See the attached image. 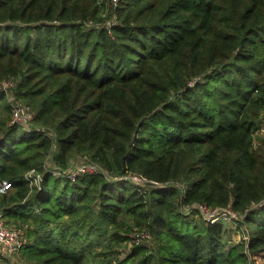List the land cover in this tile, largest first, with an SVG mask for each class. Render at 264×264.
Listing matches in <instances>:
<instances>
[{
	"label": "trees",
	"instance_id": "16d2710c",
	"mask_svg": "<svg viewBox=\"0 0 264 264\" xmlns=\"http://www.w3.org/2000/svg\"><path fill=\"white\" fill-rule=\"evenodd\" d=\"M4 80L0 209L31 224L30 262L251 264L264 251V0H0ZM23 101L33 126L12 120ZM52 153L100 169L54 174L40 166ZM191 203L232 207L248 239L226 247L223 220ZM122 217L155 250L135 242L120 259Z\"/></svg>",
	"mask_w": 264,
	"mask_h": 264
},
{
	"label": "rangeland",
	"instance_id": "374dc122",
	"mask_svg": "<svg viewBox=\"0 0 264 264\" xmlns=\"http://www.w3.org/2000/svg\"><path fill=\"white\" fill-rule=\"evenodd\" d=\"M6 81V80H4ZM3 81V82H4ZM0 83V87L4 88L5 90L8 91L9 95L13 96V94L11 93V91H9V87L10 85L12 86V82L11 84L9 83L7 86H4V84ZM10 97L9 100L13 101L12 98ZM16 101V100H15ZM25 102V101H23ZM15 103V102H13ZM27 103V102H25ZM27 105L32 109L31 105H29L27 103ZM33 111V109H32ZM33 114V112H32ZM33 123L31 120H28L27 122H25L23 125L24 127L26 126H33ZM263 138H264V124H261L259 128L254 130L253 133V145L254 148H258L261 146V150H264V143H263ZM53 153L49 154V155H45V157L42 159L40 166L44 169H47L48 171L51 172H56L57 169L59 170H64L63 173H66V171H73L77 168V166L80 164V162H82L83 159H85L84 156H82L80 153H75L74 155H72L69 160H68V165L66 168H63L62 166H60V164L58 162H56L55 159H53ZM28 174L36 177L37 180L41 174V170H37V169H30V171H28ZM135 179V178H134ZM34 181V180H33ZM35 182V181H34ZM140 185H145V182H141ZM191 207L193 208H198V210L200 211L199 213H194V217H198V215H201L204 217V219L210 220L211 222H215L216 220L222 219L223 221V226H224V233H223V237L224 239L227 241V245L230 244H240L242 242H245L248 239V233H246L245 231H242L238 225V223L235 221L236 218H238V211H236L235 209H233L230 206H209L206 205L204 203H191V204H187L181 207V209L183 210L184 213H189L191 210ZM6 217V222L9 225H14L17 226L18 228H20L23 232H26V229L28 226H31V224L28 222H23L17 218H11L8 215H5ZM125 218V217H122ZM121 218V219H122ZM125 221L130 223L132 225L131 230L128 229V225L125 223L122 226L123 227H119L118 229L123 231L125 229L129 230L126 232V234L128 235V239L126 241H123V243L121 245H119L117 247L118 251H119V258L122 259L125 256H127V254L131 251L132 249V244L133 243H140V242H144L143 246H146L148 248V251L151 252V249L155 250L157 244L155 243V240L153 239V236H151L149 234V232H147L146 230H140L139 226L134 224V219L133 218H125ZM144 233L146 232L148 234L145 235L146 237H144L143 239L139 240L137 242L136 239L141 238V237H137L135 238L137 233ZM252 261V262H251ZM251 264H264V251L258 252L255 256L254 259L250 260ZM0 264H34L33 262H30L26 255L22 252V250L18 253V254H0ZM36 264V263H35ZM127 264V263H124Z\"/></svg>",
	"mask_w": 264,
	"mask_h": 264
},
{
	"label": "built area",
	"instance_id": "2783aa9c",
	"mask_svg": "<svg viewBox=\"0 0 264 264\" xmlns=\"http://www.w3.org/2000/svg\"><path fill=\"white\" fill-rule=\"evenodd\" d=\"M9 83L11 84L9 80L3 82L4 86H7ZM32 112L33 111L30 109L28 105H24L19 102L12 104L13 121H17L21 124H24L25 122L33 118ZM99 169L100 167L98 164L89 161L87 159H83L82 162H80L77 168L73 171H66V173H63L64 170L57 169L56 172L53 173L64 174L68 178L74 179L80 173L95 172L98 171ZM25 178H28L31 181L34 180L36 183L40 180V176L37 180L36 177L29 175L28 172L25 174ZM132 179L137 183L141 182V179L138 176H132ZM10 187L11 184L9 181L6 180L0 181V195L5 193ZM145 235L148 236L146 232L137 233L135 238H137L138 236L141 237L136 239L137 242L143 239L144 237H146ZM24 241H25L24 232L17 226L9 225L6 222V217L3 210L0 209V254H18L20 252L22 245L24 244Z\"/></svg>",
	"mask_w": 264,
	"mask_h": 264
}]
</instances>
